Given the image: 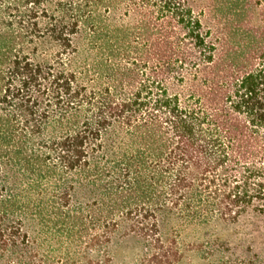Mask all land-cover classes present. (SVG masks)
Returning <instances> with one entry per match:
<instances>
[{
    "label": "trees",
    "instance_id": "obj_1",
    "mask_svg": "<svg viewBox=\"0 0 264 264\" xmlns=\"http://www.w3.org/2000/svg\"><path fill=\"white\" fill-rule=\"evenodd\" d=\"M0 264H264V0H0Z\"/></svg>",
    "mask_w": 264,
    "mask_h": 264
},
{
    "label": "rangeland",
    "instance_id": "obj_2",
    "mask_svg": "<svg viewBox=\"0 0 264 264\" xmlns=\"http://www.w3.org/2000/svg\"><path fill=\"white\" fill-rule=\"evenodd\" d=\"M117 251H118V253H119L120 257H121L123 255V250L121 248L120 249L118 248Z\"/></svg>",
    "mask_w": 264,
    "mask_h": 264
}]
</instances>
